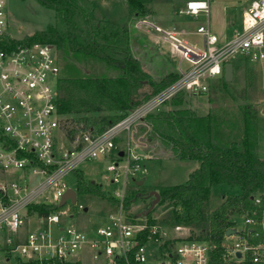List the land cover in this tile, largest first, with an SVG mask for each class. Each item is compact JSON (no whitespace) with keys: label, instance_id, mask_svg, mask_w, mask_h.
I'll return each mask as SVG.
<instances>
[{"label":"built area","instance_id":"1","mask_svg":"<svg viewBox=\"0 0 264 264\" xmlns=\"http://www.w3.org/2000/svg\"><path fill=\"white\" fill-rule=\"evenodd\" d=\"M209 9L208 0H186L178 12L197 21L201 14L208 16ZM138 19L137 28L152 29L178 57L177 80L101 134L85 131L69 142L64 117L58 111L61 66L55 49L16 38L6 2L0 0V173L17 175L16 180L0 181V247L21 263H71L72 259L81 263V251L87 249L92 259L105 258L106 264H210L213 244L177 237L170 229L174 227L152 217L130 216L122 207V196L116 214L90 231L62 225L75 210H83L76 203L46 216L29 211L31 205H59L67 190L62 181L67 174L117 150L112 140L120 130L129 132L133 124L178 92L206 93L212 80L223 78V67L231 58L264 63V0H251L240 28L225 41L210 30L208 20L197 25L200 46ZM117 168L115 162L107 167L114 174L112 182L119 176ZM124 168L125 174H133L138 166ZM253 199L260 204L258 196ZM30 220L36 226L26 231L23 228ZM243 220L245 227L234 235L237 241L223 244L224 258L236 264H264V210L246 213Z\"/></svg>","mask_w":264,"mask_h":264},{"label":"trees","instance_id":"2","mask_svg":"<svg viewBox=\"0 0 264 264\" xmlns=\"http://www.w3.org/2000/svg\"><path fill=\"white\" fill-rule=\"evenodd\" d=\"M36 1L53 11L54 20L45 30L24 37V42H40L55 49L61 66L57 82L60 93L58 111L64 117L63 128L69 142L75 140L81 130L101 134L177 80V73L171 72L159 84L145 82L146 76L140 63L129 48L128 30L108 24L89 0ZM127 3L132 18L149 14L147 0H127ZM94 63L116 71L119 78L108 81L94 75L89 70V65ZM112 82L120 84L121 88L115 87ZM185 94L178 92L161 106L172 102L174 107H179L183 104ZM103 106L120 114L100 116L94 120L86 116L103 111ZM73 115L78 118H70ZM242 118L244 127L239 140L232 138V135L221 136L215 116H197L188 109L148 113L140 120L145 122V126L139 127V134H136L139 136L147 132L145 139L148 143L159 141L174 159L199 162V167L189 175L186 183L157 189L160 198L158 204L173 205L165 221L170 227L199 230L197 236L189 231L187 237L214 245L210 264H236L224 258L225 232L235 227L230 218L253 211L261 214L264 210V159L258 155L254 128L257 112L245 106ZM73 173L78 194H93L116 205L119 203L114 197L105 196L100 185L84 179L79 169ZM216 184L236 189V192L224 196L218 208L207 210L210 191ZM255 196L261 199L260 204L254 202ZM145 197L137 190H129L123 196L122 207L127 211L136 201ZM64 207L31 205L29 211L46 216ZM151 213L147 215L149 218ZM21 264L47 263L30 261Z\"/></svg>","mask_w":264,"mask_h":264},{"label":"rangeland","instance_id":"3","mask_svg":"<svg viewBox=\"0 0 264 264\" xmlns=\"http://www.w3.org/2000/svg\"><path fill=\"white\" fill-rule=\"evenodd\" d=\"M185 1L147 0L146 5L150 11L149 15L156 22L160 24L179 22L182 35L185 31L188 42L198 46L201 45L202 40L200 35L196 33L197 25L204 24L208 20V24L215 28L213 31L221 39H229L232 36V31L235 28H239L241 17L251 2V0H208L210 6L208 16L201 14L199 19L195 21L193 18L182 17L179 14L178 11L184 6ZM5 2L9 12L11 31L16 38L32 36L35 32L43 31L47 25L53 23V11L40 6L36 0H5ZM121 2L122 0H91V3L97 6L98 13L113 14L110 17H116L115 19L119 21V25L125 27L131 36L140 33L141 38L138 41L129 42V48L140 63L141 69L146 76L145 82L152 81L155 84H159L168 73L176 72L179 59L171 53L170 47L163 42L159 34L156 33L158 43L153 42L150 38L151 34L143 33L144 30L136 27L135 20H127L126 9L121 7ZM230 63L233 66V79L231 82L225 83L223 78L219 77L210 82L209 90L206 93L201 95L185 94L181 106L174 107L172 102H169L164 106H159L152 112L155 113L157 110L166 112L173 109H188L194 111L197 116L212 115L218 120L217 129L221 136L232 135V138L239 140L242 137L244 127L242 109L245 106H249L257 112V122L254 124L257 133V150L259 157L264 159V63H249L239 56L231 58ZM185 65L186 63L182 62L181 66L184 67ZM89 70L94 75L104 77L108 81L119 78V74L116 71L101 64H90ZM112 84L117 88H121L118 83L112 82ZM116 114H120V112L103 106V111L90 113L86 116H90L94 120L100 116ZM70 118L76 119L78 117L73 115ZM70 125L72 126L73 124L71 123ZM79 126H82V124ZM143 126H145L144 121L133 124L129 132L120 130L112 140L114 145L117 146V150L109 151L105 157L84 162L78 168L84 179L100 185L105 196L120 200V196L123 197L129 190H137L140 194H144L146 196L145 199L136 201L126 211L127 214L133 217H137L138 214L149 208L153 200V196H150L151 192H158L157 189L159 187L186 183L189 175L199 167L198 161L172 158L159 141L148 143L145 139L147 132L136 136V134H139L138 128ZM85 131L81 130L79 134ZM127 135L129 138H127ZM127 141H129L130 146L127 145ZM120 151L124 152L122 157L118 156ZM145 154L148 159H143ZM112 162L118 164L119 176L115 182H112L113 172L107 170V167ZM127 164L138 166L137 171L133 174H125L124 166ZM11 174L10 172L7 174L0 173V181L16 180L17 175ZM62 181L67 189L77 191V180L74 173L67 174ZM138 182H141V184H137ZM235 190L229 189L224 185H214L207 201V210L212 211L218 208L223 202L224 196L234 194ZM76 194V205H82L83 210L77 209L72 217H66L62 222L63 226L84 231L95 230L107 220L110 214H116L117 205L111 203V201L93 194L81 195L77 192ZM69 207H71V203L67 201L64 209ZM84 208H87L86 212H84ZM172 210V204H157L152 210L151 217L159 224L167 226L162 220L168 217ZM230 219L234 222V229L237 232L245 227L243 216L235 215ZM35 226V222L30 220L28 226L23 229L31 231ZM170 229L173 230V235L180 238L187 237L190 232L197 236L199 232L196 229L191 231L192 229L190 230L186 227L177 228L175 226ZM236 241L235 236L233 239L232 236H225L224 244L230 243V245H233ZM6 251L8 250L0 247V264H21L16 257H10L9 252ZM79 259L80 264H106L105 258L92 259L87 249L81 251ZM74 262L76 261L72 259L71 263Z\"/></svg>","mask_w":264,"mask_h":264},{"label":"crops","instance_id":"4","mask_svg":"<svg viewBox=\"0 0 264 264\" xmlns=\"http://www.w3.org/2000/svg\"><path fill=\"white\" fill-rule=\"evenodd\" d=\"M90 1V3H91V0H89ZM91 5H92V7L96 10V12L98 13V9H97V6L96 5H94L93 3H91ZM94 5V6H93ZM121 7L123 8V7H125V9H126V12H125V14H126V17H127V20H130V19H132V20H135V21H137V20H139L138 18H132L131 16H130V11H129V6H128V3H127V0H122V2H121ZM100 13V14H99ZM98 14L100 15V17L101 18H103L107 23H109L110 25H112V26H114V25H118V26H120L119 25V21H116V17H110V16H112L110 13L109 14H104V13H101V12H99ZM149 13H150V11H149ZM182 17H186V16H182ZM141 19H146V20H148L149 22H152L154 25H156V26H159V27H161V28H163V29H166V30H169V31H173V32H175V33H177L180 37H182L183 39H185L186 41H188L187 40V37H186V35H185V31L183 32V35H182V33H181V29H180V23L179 22H174V23H172V22H169L168 24H160V23H158V22H156L153 18H151V16L149 15V14H147V15H145V16H143V17H141ZM174 28V30H172ZM209 28H210V30L214 33V34H216L214 31H213V29H215V28H212L210 25H209ZM239 28H240V22H239ZM239 28H235L233 31H232V33L231 34H233V32L234 31H236V30H238ZM129 32V31H128ZM149 33V34H151L150 35V38L152 39V41L153 42H157L158 43V37H157V35H156V33H154L153 32V30L152 29H148L147 31H144L143 33ZM217 35V34H216ZM129 36H130V43H132V42H134V40H136V41H138L139 40V38H141V35H140V33H138V34H135L134 36H131V34H130V32H129ZM218 36V35H217ZM231 37V36H230ZM218 38L220 39V41H225V40H223V39H221L219 36H218ZM141 40V39H140ZM227 40V39H226ZM127 138H129V136L127 135ZM128 142V144L127 145H129L130 146V144H129V141H127ZM143 159H148V156L145 154L144 156H143ZM144 180V179H143Z\"/></svg>","mask_w":264,"mask_h":264},{"label":"water","instance_id":"5","mask_svg":"<svg viewBox=\"0 0 264 264\" xmlns=\"http://www.w3.org/2000/svg\"><path fill=\"white\" fill-rule=\"evenodd\" d=\"M232 79H233V66H232V63L229 62V63H226L223 67V80L225 83H229L232 81ZM123 155H124L123 151H120L118 153L119 157H122ZM137 184H141V182H138ZM76 195L77 194L75 190L67 189L60 199L59 206L64 205V203L68 200L70 201L72 205H74L76 203ZM150 196H153V200L149 208L143 211L141 214H138V216H147L148 214L152 212L154 207L158 204L160 200L158 192L153 191L150 193ZM86 211H87V208H84V212ZM236 233L237 232L235 229H227L225 232V236L226 237L234 236L236 235ZM236 257L240 258L241 257L240 253H236Z\"/></svg>","mask_w":264,"mask_h":264}]
</instances>
